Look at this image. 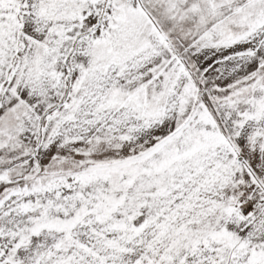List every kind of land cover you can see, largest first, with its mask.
<instances>
[{
  "label": "snow or ice",
  "instance_id": "1",
  "mask_svg": "<svg viewBox=\"0 0 264 264\" xmlns=\"http://www.w3.org/2000/svg\"><path fill=\"white\" fill-rule=\"evenodd\" d=\"M0 264H264V0H0Z\"/></svg>",
  "mask_w": 264,
  "mask_h": 264
}]
</instances>
